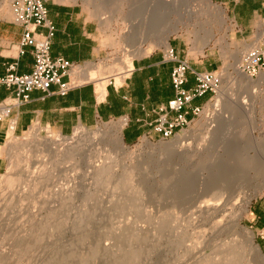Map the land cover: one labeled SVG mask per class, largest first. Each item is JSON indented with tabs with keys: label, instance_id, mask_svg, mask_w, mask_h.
Instances as JSON below:
<instances>
[{
	"label": "rangeland",
	"instance_id": "rangeland-1",
	"mask_svg": "<svg viewBox=\"0 0 264 264\" xmlns=\"http://www.w3.org/2000/svg\"><path fill=\"white\" fill-rule=\"evenodd\" d=\"M50 1L77 5L91 20L99 24L101 46L105 50L106 57L94 65L111 62L118 57L121 59L127 54L125 50L137 46L127 42V37L134 30L136 15L133 14L134 10H137L135 8L141 5L140 13L136 12L142 14L144 10L147 13L159 7L156 0H152L153 2L150 0ZM210 1L213 6H208L207 0H178L179 14L170 17L171 20H177L181 27L178 33L170 37L169 45L177 48L181 57H187L189 62L206 68L207 72L218 71L220 76V85L216 94L204 106L200 117L195 119L187 130L166 142L157 139L149 141L141 137L131 146L124 143L121 134L125 155L117 157V164L113 168L116 176L112 179L98 180L91 170L81 164L76 167L77 169L70 164H65L66 168L62 165L55 168L46 154L36 158V154L28 147L33 136L31 127L19 136L8 135L3 147L6 166L0 173V183L1 180L5 181L7 175L22 177L25 174L26 179L23 176V183H18L14 191H8L10 193L5 191L4 197H0V264H193L195 262L198 264V261L201 262L200 256L203 258L206 256L205 259L208 260L211 258L209 261L212 263V259L216 257L218 260L226 252L224 246L230 243L228 241L245 240L247 233L251 234L252 245L259 249V253L247 249L244 259L249 262L248 259L254 261L250 262L251 264L264 263V253L260 250L254 231L247 221L251 205L264 201V172L253 179L250 185L248 184L251 201L246 211L240 212L233 205L234 201L226 206L223 215L225 223L228 222V228L222 234L216 235L211 232L207 224L194 225L189 222L192 220L188 218L190 207L196 199L195 189L183 192L184 186L181 185L177 190L171 191L176 174L184 167L189 169L188 164L173 159L170 167L166 169L159 164L158 155L153 159L147 156L152 149L158 150L178 141L180 145H189L192 151L196 150L199 146L197 144H202L201 141L206 136L208 119L213 120L214 113L220 109L224 114V108L226 110L227 107H223V104L226 105L231 99L229 102L232 108L228 106L227 109L229 116L233 114L235 106H247L245 112L233 114V118L234 116L237 118V124L233 128L235 135L243 133L240 138L246 139L247 133L251 130V126H248L250 120L251 118L254 120V136L260 142L258 147L260 163L257 167L264 170V79L260 80L259 75L253 78V84L249 88L240 90L237 81L241 73L239 71L237 74L233 71L236 61L239 59L237 64L240 66L242 56L248 50L256 48L264 39V18L256 23L254 35H245L241 38L235 33L234 23H231L225 10L219 4ZM214 6H219L224 12L227 24L220 23L213 9ZM3 7L1 3L0 11L6 13L13 22L10 0H5ZM186 8L192 12L190 15L186 13ZM167 47L145 42L142 44L144 52L134 51L128 58L132 63L134 59L150 53H162L161 51ZM81 67L75 68L70 75L75 77V72ZM212 67L214 71H211ZM110 79L107 84L113 82ZM71 83L78 85L74 81ZM115 84L119 85L116 81ZM207 97L208 95L204 96L198 102H203ZM227 113L225 112L228 116ZM120 127H123L122 121H112L83 129L90 134L106 133L111 136ZM77 129L71 135L63 136L40 126V134L44 135L49 131L54 138H72ZM143 139L147 141L145 146ZM23 144L26 150H22ZM19 153L22 156H19ZM25 154L27 156L23 160ZM15 157L20 160V164L18 163L20 166L16 167L19 171L14 168L15 164L12 165ZM23 162L26 164L23 165ZM126 168L133 169L130 170L131 179L128 178L129 175H124ZM22 169L30 172V177L40 176V182L34 184L33 180H27L29 173H24ZM251 170L250 175L253 176V169ZM31 172L36 173L31 174ZM48 176L49 178H46ZM126 177L131 183H127ZM120 178L124 183L120 182ZM58 195L64 200L60 201ZM240 201L241 198L238 204ZM126 205L129 208L125 207ZM236 211L239 216L234 221L232 217ZM166 214L167 220L161 221L160 217L162 215L166 217ZM133 236L135 238H132Z\"/></svg>",
	"mask_w": 264,
	"mask_h": 264
},
{
	"label": "bare ground",
	"instance_id": "bare-ground-1",
	"mask_svg": "<svg viewBox=\"0 0 264 264\" xmlns=\"http://www.w3.org/2000/svg\"><path fill=\"white\" fill-rule=\"evenodd\" d=\"M156 2H157L156 4H158L159 7L153 11L151 10L152 12L149 11L145 13V10H144L142 14H139L141 5L140 7L135 8L137 9L136 11H138L139 13L134 10L133 15H136L135 17L136 20L134 22V30L127 37V42L129 44H135L137 46L134 49L129 48L125 50L127 54L123 56L121 59H119L118 57L112 60L111 62H106V63L98 64V65H85L79 68L75 72V75L79 76V79H78L79 83L92 82V81L95 82V81L102 79L103 81L98 82L97 92L100 96H103V94H105L104 91H105L106 83L108 82V78L112 77L115 79L116 83H120L124 80L126 75L132 70V63L130 62V58L128 57L134 51L137 53L144 52V49L142 48L143 43L146 42L148 44L150 43L151 45L153 43V44L161 45L164 47H167L169 45L168 42H169L170 37L173 34L178 33L181 27L180 24H178L177 20L170 19L171 16L175 14L176 15L179 14V10L177 8L178 0H156ZM207 3H208V6L212 5L210 0H207ZM153 7L155 8V6ZM142 9H144V7ZM186 9H187L186 13L190 15L192 12L190 11V9L188 8ZM213 9L215 13L217 14V16L219 17L220 23L222 25L227 24V19L225 17V14L219 8V6H214ZM237 63H239V59L236 61L235 65L233 66V71H235L236 73L239 72V65ZM259 79L263 80L264 74H260ZM252 84H253V79H251L250 77L244 76L243 74H239V80L237 81V85L240 90H242L243 88H247V87L249 88ZM225 98L223 100H225ZM254 99L255 98H253V100ZM226 101H227V98H226ZM229 101L226 103V105L223 104V107L226 106L227 109H229L228 106L231 107L230 106L231 103ZM4 108L5 107L3 105L0 107V113L3 112ZM231 108L230 110H232ZM227 109L225 110L224 108V114L225 112L227 113L228 111ZM220 110L214 113L215 118L213 119L212 117L213 120H210V118L209 119L206 118V120L208 119L207 121L208 129L206 132V136H204L203 139L201 137L202 144L200 143L201 146L200 144H197L199 145L198 146L199 148L197 147L196 150L192 151L190 149L191 147L190 148L188 147L189 145L188 146L186 145L187 147L182 146L179 144V141H178V143L174 142L173 144L165 145L163 148H160L158 150L152 149V151L151 152L149 151L147 155L149 159L150 158L153 159L154 156L158 155L159 164L163 165L166 169L170 167V164L173 159H177V160L184 162L185 164H188L189 169L187 168L185 169L184 167L182 170L178 172V174H176V178L173 179L175 180V182L173 186L171 185L172 186L171 191L173 192L177 190V188L181 185L184 186V188H182L183 192L191 190V189L192 190L195 189L196 199L194 200L192 206L190 207L191 211H190V215L188 218L189 220L190 219L192 220H190L189 222H191V224H194V225L195 224L196 225L197 224H207L209 225V229L211 230V232L216 235L222 234L228 228V224H227L228 222L225 223V218L223 215L225 212L226 206L229 205V203L234 201L235 203L233 205H235L239 209L240 212L246 211L251 201V196H249L248 194L250 192L249 190L250 186L248 187V184L250 185L253 179L255 180L258 176H261L264 172L263 169L257 167L258 164L260 163L259 150H258L260 142L258 138L254 136V131H255L254 120H252L251 117H248V118H251L252 121L250 120V125H248V126H251L250 128L251 130L248 129L249 133H247L248 136L246 137V139L240 138L243 136V133L241 134L242 136L235 135L233 131L234 125L237 124V120H236L237 118H235V116L233 118L234 112L243 113V111L245 112V110H247V106L246 107L242 105L237 106V107L235 106V110L232 111L233 112L232 115L229 116V114L227 113L229 117L226 114L224 115L223 111L221 113ZM248 111H246V113ZM30 130L33 132V136H32L31 142L29 143L28 147L31 151H33L36 154V158H39L43 154H46L50 158L49 159L50 163L55 168H58V166H61V165L64 166V168H66L67 166H65V164H70V165H73L75 168L76 167L78 168V165L81 164L82 166H85L87 169L91 170L93 175L96 176L97 180L98 179H108V178L112 179L113 177H115L116 174L114 173L113 168L117 164V157L119 155L121 156L125 155V150H124L125 146L121 139V130H122L121 127L118 128L111 136H108L106 133H94V134L91 133L90 134V133L85 132V130L82 127H78V129L75 132V135L72 138H62V137L54 138L51 132L49 131H46L45 134L42 135L40 134L41 131L38 125H33L30 128ZM8 135L9 136L12 135V131H10ZM181 139H179L180 142H181ZM143 142L145 146V144H147V141L143 139ZM24 148L25 146L22 147V150H26ZM28 155L30 156V154ZM19 156H22V155L20 154ZM25 156L27 155L26 154L24 155L23 160L25 159ZM30 158L31 157H29V159ZM14 160L15 162L13 163L11 162V163L12 165L15 164L14 168H16L20 164V160L18 158L16 159V157ZM26 160L28 159L26 158ZM24 164L26 163L23 162V165ZM26 166H28V164ZM74 167H72V170L74 169ZM29 169H30V165H29ZM251 169H253V176L250 175ZM130 170H133V169L126 168L124 170V172L127 173V174L125 173L124 175L126 176L129 175L128 176L129 179H131L130 177H132L130 175L131 174ZM23 172L29 173L28 175L26 174L28 177L27 180L28 179L33 180L34 184L37 182L38 183L40 182L39 181L41 180L40 176L33 175L32 177H30V172L25 171V170ZM34 173L36 172H31V174H34ZM23 176L24 178L26 177L25 174H23L22 177L20 176L18 177L17 175L16 177L7 175L4 179L5 180L4 182H2L1 180L2 184L0 183V197L4 195L5 191L6 192L11 191V190L14 191L15 186L18 183L20 182L23 183L22 182V180H24ZM46 178H49V176ZM128 178L126 179V181L128 180ZM121 181L123 182L122 178H120V182ZM128 182L129 181H127V183ZM32 190L34 192L33 188ZM134 193H136V191ZM57 198L60 199V196L58 195ZM239 198H241L242 202L240 201V203L238 204ZM61 199L64 200V198H61ZM61 204L63 203H60V205ZM128 205L130 206V204ZM129 206L127 207L126 205L125 207L129 208ZM234 214L235 215H233L232 218H234L233 220L236 221L239 215L237 211L234 212ZM163 215L162 217H160V220L161 221L167 220L165 219L167 218V214H166V217ZM233 220L232 222H234ZM164 228H165V225H164ZM134 236L132 238H135ZM246 236L247 238L245 240H241V241L233 240V241H228L230 243H226V245L224 244L226 246V248L224 246V249H226V252L223 254V256L220 259L217 260V258L216 257L214 258L213 256L214 258L212 259L213 262L210 263L209 260L211 258H209L208 260V259H205L206 256L204 258L200 256L199 260H201V262L198 261L199 262L198 264H251L253 263L254 261L252 262L251 259H248L250 260L251 263L249 261H246V259H244L245 256L247 255V254L245 255V253L248 252L247 249H249V251L253 249L256 253H259V249L257 247H253L251 234L247 233ZM218 254H219V251H218ZM220 255H222V253ZM200 258H203V259H200ZM113 260H114V257H113Z\"/></svg>",
	"mask_w": 264,
	"mask_h": 264
},
{
	"label": "crops",
	"instance_id": "crops-1",
	"mask_svg": "<svg viewBox=\"0 0 264 264\" xmlns=\"http://www.w3.org/2000/svg\"><path fill=\"white\" fill-rule=\"evenodd\" d=\"M219 4L234 23V31L239 37L254 35L256 23L264 18V0H212ZM5 7V0L0 4ZM3 7V8H4ZM48 18L55 27L50 54L61 57L74 66L94 65L106 57L100 41V27L96 21L77 5L47 2ZM2 11V10H1ZM0 11V78L6 75L9 65H16L17 75L32 71L33 60L29 49H20L23 29L15 25L6 13ZM171 46V45H170ZM173 47V46H172ZM180 59L177 48L173 47ZM162 52V51H161ZM189 62V60H188ZM195 72L207 71L189 62ZM173 63H166L162 53H150L132 61V70L119 85L115 79L106 83L103 96L97 92L99 81L79 83V76L64 77V81H74L78 85L61 96L57 87L48 92L33 91L29 101L11 107L7 117L0 121V173L5 169L3 147L8 134L19 136L33 125L48 128L60 135L69 136L78 127H93L98 123L122 121V139L128 146L135 144L149 129L155 119L154 112L173 97L170 74ZM214 67L211 71H214ZM205 69V70H203ZM97 82V84H96ZM194 85L193 75H188L187 88ZM196 99L193 105L204 106ZM206 96V95H205ZM14 98L13 89L0 85V104ZM247 221L255 234L256 242L264 253V201L251 205Z\"/></svg>",
	"mask_w": 264,
	"mask_h": 264
},
{
	"label": "built area",
	"instance_id": "built-area-1",
	"mask_svg": "<svg viewBox=\"0 0 264 264\" xmlns=\"http://www.w3.org/2000/svg\"><path fill=\"white\" fill-rule=\"evenodd\" d=\"M49 0H10L13 23L23 29L20 49H29L33 60L32 71L26 75L16 74V65L6 69V75L0 78V85L13 89L14 98L9 103H1L5 108L0 113V121L7 117L11 107H17L29 101L33 91L48 92L52 86L57 87L59 95H66L76 85L63 78L76 68L61 57L53 58L50 54L55 35V27L48 18L47 2ZM256 33V32H255ZM164 62L173 63L170 83L173 97L154 112L155 119L149 124V131L143 135L149 141L166 142L177 134L187 130L192 122L199 118L203 108L220 85V76L215 72H195L188 60L180 59L172 46L163 49ZM239 71L251 79L264 74V39L256 48L248 50L242 56ZM194 77V85L187 88L188 75ZM209 94L204 106L193 105L196 99Z\"/></svg>",
	"mask_w": 264,
	"mask_h": 264
}]
</instances>
